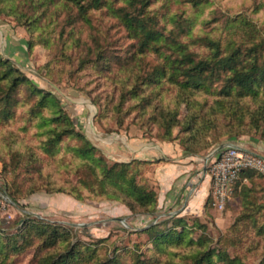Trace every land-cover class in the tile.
<instances>
[{"label": "trees", "instance_id": "16d2710c", "mask_svg": "<svg viewBox=\"0 0 264 264\" xmlns=\"http://www.w3.org/2000/svg\"><path fill=\"white\" fill-rule=\"evenodd\" d=\"M36 1L41 5L61 2L67 12V23L82 21L93 28V13L102 10L123 26L126 36L133 41L124 60L130 72L127 78L133 80V85L126 89L125 96L127 93L138 99L136 106L143 119L137 121L147 132L156 128L153 139L175 142L187 155L200 154L240 135H255L264 142V12L262 19L257 16L264 6L263 0L252 5L249 12L221 17L215 10L203 15L209 0ZM157 1L161 3L156 5ZM175 4L182 7L172 10ZM15 8V0H0V14L13 12L20 24L32 29L38 19ZM71 10L74 12L70 13ZM92 41L94 47L89 46L88 52L94 57L79 58V66L83 68L90 63L97 66L100 62V69L109 68L111 56L99 47L95 36ZM49 42L46 39L45 43ZM27 43L31 45L32 39ZM63 50L61 47L60 52ZM112 55L120 59L119 55ZM151 55L159 61L154 64L146 61ZM65 56L73 60L70 53ZM147 86H152L150 94H144ZM164 86L175 90L171 101L153 103L161 94L156 87ZM21 93L25 96L21 97ZM182 105L185 111L180 116ZM19 107L24 109L26 122L34 120L39 130L36 133L41 138L39 151L31 145L13 148L17 135L9 132L4 141L13 139L6 145L0 161L5 170H11L12 165L14 170L22 169L32 176L27 179L29 185L24 194L45 188L77 200H116L132 213L150 216L149 223L156 219L160 213L158 192L144 172L150 164L162 159L108 161L76 129L53 92L37 87L0 54V124L10 123ZM66 139H74L78 144L63 146ZM61 149L64 159H59ZM49 162L67 174H76V181L50 180L44 173V164ZM240 173V179L247 181L236 192L241 211L214 245L206 233L207 226L196 217L190 220L174 214L135 231L148 236L150 249L140 251L136 245V249L99 252L96 245L103 239L95 243L74 241L71 226L25 213L15 233L0 230V264H16L15 258L29 248L33 249V256L28 264H250L246 262L247 254L264 239V188L256 182L262 175L250 169ZM34 179L39 183H33ZM6 194L16 202L10 192ZM210 199L208 195L205 208ZM167 221L171 225L160 228ZM197 230L200 232L196 233Z\"/></svg>", "mask_w": 264, "mask_h": 264}, {"label": "rangeland", "instance_id": "374dc122", "mask_svg": "<svg viewBox=\"0 0 264 264\" xmlns=\"http://www.w3.org/2000/svg\"><path fill=\"white\" fill-rule=\"evenodd\" d=\"M209 1L210 4L204 8L203 15H208L211 10H215L216 15L221 17L234 12H249L248 9H252L251 6L259 0ZM160 3L157 1L156 5ZM15 7L17 12L23 11L29 17H36L38 20L35 21L33 28L28 30L27 26L16 20V14L13 12L0 14V54L2 57L10 59L37 87L53 92L57 96L60 106L72 118L76 129L84 133L108 161L131 160L134 154L129 150L130 143H135L137 146V139L153 140L156 128L153 127L154 132L150 133L140 127L137 120H142L143 116L138 113L139 109L136 106L138 99L130 97L127 93L125 96L126 89L133 85V80L127 78L130 72L127 71L124 64L127 52L132 50L133 41L126 36L123 26L102 10L93 13V28H89L82 21L67 23V12L61 6V2L56 5L50 3L41 5L36 0H15ZM178 7H182V5H172L171 9L176 10ZM263 8L264 6L257 14L259 19H262ZM71 12L74 11L71 10ZM92 36L97 38L99 47H102L106 54L111 56L109 68L105 65L106 69H100L102 68L100 62L97 66L92 63L83 68L79 66V58L81 60L84 57L90 59L94 57L91 52H88L89 46L94 47ZM30 38L32 43L28 45L27 41ZM46 39L50 40L48 44L45 43ZM76 39H79V42H74ZM61 47L64 48V52H60ZM69 53L73 60L65 56ZM112 54L119 55L120 59ZM147 60L152 64L159 61L153 55L147 57ZM135 71L134 68V75ZM151 87L147 86L144 94H150ZM155 90L161 91V94L154 98L153 103L171 101L170 98L175 93V90L166 86L156 87ZM23 96L25 94L21 93V97ZM170 105L172 106V104ZM182 107L180 116L185 111L184 105ZM149 110L150 108H148ZM26 117L24 109L19 107L15 118L10 123L0 124V158L5 155L6 145L13 139L11 137L4 141V137L9 132L17 135V142L12 145L13 148H18L20 145H31L36 149L35 151H39L37 146L41 138L36 135L39 130L35 126L34 120L27 123ZM224 142L238 143L244 149L251 152L256 151L254 153L264 157V142L258 136L240 135L233 137L231 141ZM76 144L78 141L74 139H66L63 142V146ZM215 147L204 150L195 157L206 156ZM63 152L61 149L58 154L61 157L59 159L65 158ZM39 155L44 157L41 153ZM66 157H69V153H66ZM158 159L164 160L163 158ZM160 161L157 160L153 163ZM54 164L53 162L44 164V173L50 180L59 183H74L76 181V174H67L63 168L57 169ZM152 164L147 167L144 176L158 192ZM9 169L11 170H5L0 161L1 231L15 233L19 227L18 221L25 213H28L40 219L71 226L74 241L79 239L82 242L95 243L103 239L96 246L99 247V252H104L107 249L108 253H111L113 248H119V251L124 248L136 249V245L140 246V251L150 249L152 245L148 236L135 231L145 228L150 223L154 224L156 220H162L167 215L174 214L184 215L190 220L192 217H196L207 226L206 233L212 238V245H214L240 213L241 201L236 192L239 191L243 183H247L245 178L240 179V173L231 184L222 208L217 206L211 189L210 203L207 208L204 207L201 215L181 214L173 212L172 209L166 212L160 210L156 219L149 223L152 219L150 216L144 213H132L123 203L116 200L88 198L77 200L68 194L45 188L24 194L29 185L27 179L32 176H28L22 169L14 170L12 165ZM250 170L262 175V178L257 179L256 182L264 188V171ZM38 181V179H34L33 183H39ZM6 191L17 199L16 202L11 200ZM215 218L221 219L216 223ZM170 225L171 222L167 221L160 228ZM199 232L200 230L196 231V233ZM103 247L105 248L103 249ZM228 251L230 252L232 249L228 248ZM32 256L33 249L29 248L18 255L15 262L16 264H28ZM246 262L250 264L263 262L264 264V239L260 240V245L256 250L247 254Z\"/></svg>", "mask_w": 264, "mask_h": 264}, {"label": "crops", "instance_id": "0c3cea01", "mask_svg": "<svg viewBox=\"0 0 264 264\" xmlns=\"http://www.w3.org/2000/svg\"><path fill=\"white\" fill-rule=\"evenodd\" d=\"M136 141L137 146L135 143L129 145L133 158L164 159L152 164L153 176L158 184V208L165 212L172 209L181 214L201 215L211 190V179L204 171L205 156L198 158L184 154L175 142L145 138ZM258 147L262 149L260 145ZM220 219L215 218V222Z\"/></svg>", "mask_w": 264, "mask_h": 264}, {"label": "built area", "instance_id": "2783aa9c", "mask_svg": "<svg viewBox=\"0 0 264 264\" xmlns=\"http://www.w3.org/2000/svg\"><path fill=\"white\" fill-rule=\"evenodd\" d=\"M244 169L264 171V158L232 143L206 161V173L211 179V189L219 208L224 206L233 181Z\"/></svg>", "mask_w": 264, "mask_h": 264}, {"label": "water", "instance_id": "95a60500", "mask_svg": "<svg viewBox=\"0 0 264 264\" xmlns=\"http://www.w3.org/2000/svg\"><path fill=\"white\" fill-rule=\"evenodd\" d=\"M232 143L230 142H223L221 144H219L217 147H215L208 155H206L204 158V171H206V161L211 158L212 156H214L217 152H219L222 148L231 145ZM264 158V157H263Z\"/></svg>", "mask_w": 264, "mask_h": 264}]
</instances>
